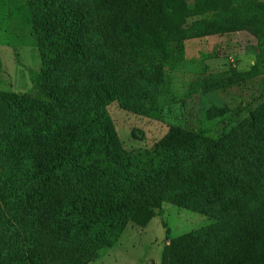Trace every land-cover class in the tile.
Segmentation results:
<instances>
[{"label": "trees", "instance_id": "1", "mask_svg": "<svg viewBox=\"0 0 264 264\" xmlns=\"http://www.w3.org/2000/svg\"><path fill=\"white\" fill-rule=\"evenodd\" d=\"M196 1L25 0L42 68L31 92L0 91V264H89L164 202L214 222L172 238L162 264H264V101L226 135L172 129L134 151L107 110L157 108L149 91L180 64L170 41L245 23L264 47V2L232 19L231 0Z\"/></svg>", "mask_w": 264, "mask_h": 264}, {"label": "rangeland", "instance_id": "2", "mask_svg": "<svg viewBox=\"0 0 264 264\" xmlns=\"http://www.w3.org/2000/svg\"><path fill=\"white\" fill-rule=\"evenodd\" d=\"M196 2L185 0L186 11L195 8ZM246 3L231 0L230 18L238 19L247 10ZM28 10L25 0H0V91L15 95L35 89L42 68L41 50L31 32ZM237 29L240 31L233 32ZM230 31L224 36L216 34L218 39L209 44L218 45L201 57L198 51L208 44L200 40L191 41L199 49L198 56L191 58L172 56L171 44L180 40L168 43L170 61L180 64L165 65L169 81L166 87L157 95H153L154 90L149 91V96L157 100V108L133 110V101L127 102L126 107L120 101L107 106L125 150L153 149L172 129L178 128L210 138L226 135L264 101V64L253 69L250 59L244 67L238 55L244 50L255 61L257 56L262 60L264 47L260 39L250 34L245 23ZM141 35L140 43L144 47L162 48L167 44L147 33ZM142 222L146 223L130 221L114 246L101 249L99 258L89 264H162L165 247L172 238L214 220L164 202L154 216L149 219L143 216Z\"/></svg>", "mask_w": 264, "mask_h": 264}, {"label": "crops", "instance_id": "3", "mask_svg": "<svg viewBox=\"0 0 264 264\" xmlns=\"http://www.w3.org/2000/svg\"><path fill=\"white\" fill-rule=\"evenodd\" d=\"M241 34H243V33H241ZM241 34H240V36H242ZM244 35H246V34H244ZM217 39H218V37L216 35L207 36V37H204L201 39H197V40H200V42H204L205 45L208 44V46H206L205 49H200V50L197 49V50H199L198 51L200 54L199 57H201V55L206 56L212 50L213 47H216L218 45L217 43H213V46H212V44L210 45L209 42H211V40L216 41ZM192 40H194V39L186 40V41H178V42L172 43L171 47H174L173 49L170 50L172 56H179V58L180 57L187 58L189 56H190V58L191 57H197L198 56V55L196 56L197 50L195 49V47H197V45H195V47H193L191 45ZM248 40L251 41V38L249 37ZM238 55H241L240 59L242 60L243 64L245 62L249 61L250 59L252 60L253 63L255 62V59L252 57V54L246 55L244 50H242L241 54H238ZM243 66L245 67L247 65L244 64Z\"/></svg>", "mask_w": 264, "mask_h": 264}]
</instances>
